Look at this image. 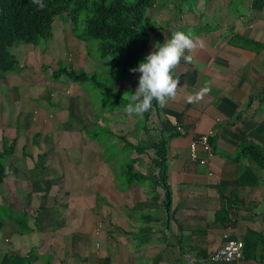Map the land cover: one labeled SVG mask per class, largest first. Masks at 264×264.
Segmentation results:
<instances>
[{
	"label": "crops",
	"instance_id": "0c3cea01",
	"mask_svg": "<svg viewBox=\"0 0 264 264\" xmlns=\"http://www.w3.org/2000/svg\"><path fill=\"white\" fill-rule=\"evenodd\" d=\"M208 1V26L185 22L205 47L172 71L183 74L173 76L179 78L176 99L152 106L142 131L125 119L116 124L119 134H131L121 140L133 146L148 143L135 138L139 133L151 142L164 138L168 210L152 153L134 152L133 166L145 180L120 182L111 157L86 134L100 126L117 136L114 125L83 114L93 112L80 106L85 95L77 82L51 77L62 60L90 70L83 47L69 49L73 62L38 45H17L11 52L21 70L0 72V149L1 140L12 145L0 181V264H203V256L225 239L264 230L262 171L240 151L244 143L264 151V0ZM242 5L248 14L239 12ZM61 21L53 20L52 31ZM205 84L210 92L187 102ZM171 119L181 133L170 127ZM207 130L212 157L204 165L189 163L188 141ZM247 261L213 264H258Z\"/></svg>",
	"mask_w": 264,
	"mask_h": 264
},
{
	"label": "trees",
	"instance_id": "16d2710c",
	"mask_svg": "<svg viewBox=\"0 0 264 264\" xmlns=\"http://www.w3.org/2000/svg\"><path fill=\"white\" fill-rule=\"evenodd\" d=\"M153 1L43 0L46 7L41 10L32 3V0H0V71L12 70L16 65L15 57L8 49L10 46L18 43L37 45L40 40L46 41L52 35L51 25L53 20L58 18L68 22L75 38L83 41L97 39L98 54L107 58L110 67L116 68L122 76L128 74L134 76V73L130 72L129 69L137 67L147 55L143 51L147 48L149 32L152 31V27L149 17L144 15V8L145 6L152 7ZM169 1L173 3V0ZM81 10L85 11V15L81 27H78V15ZM171 13L173 14V11ZM149 47L154 50L153 45L149 44ZM51 73L52 78L62 74L70 81L87 78L84 71L74 74L72 69L67 70L62 66L55 68ZM171 75L183 77V74L174 75L171 73ZM156 105L157 103L153 101V107L156 108ZM145 114L147 115V112ZM104 132L111 133L107 129ZM1 141L0 181L4 177L3 160L12 150L11 144L5 145V142ZM208 143L211 145L210 138H208ZM124 144L128 143L125 142ZM129 146L132 147L133 145L129 144ZM133 147L135 152L151 149L153 155L151 161H154L153 166L156 169L155 183L161 185L163 207L168 210L170 194L166 182V146L164 138L158 137L156 141L148 142L144 146ZM240 151L258 166L262 171V181H264V151L252 143L242 144ZM36 157L41 159L43 157L42 153L38 152ZM132 165L133 161L129 167ZM142 179L145 180L146 178L140 172H130L124 178L126 184L138 183ZM250 231H247V235L241 238L243 259L251 258L250 256L255 254V246H257L259 257L264 259V230ZM251 234L256 236L254 241L253 238L250 239Z\"/></svg>",
	"mask_w": 264,
	"mask_h": 264
},
{
	"label": "rangeland",
	"instance_id": "374dc122",
	"mask_svg": "<svg viewBox=\"0 0 264 264\" xmlns=\"http://www.w3.org/2000/svg\"><path fill=\"white\" fill-rule=\"evenodd\" d=\"M125 1H129V0H125ZM152 5H153L152 7L145 6L144 8V15L149 17L150 25L152 27V31L149 32L148 46L143 51L144 54L147 53L148 55L150 51H152L151 50L152 47H149V44L153 45L154 48V45L156 43H162V41L169 39L171 32L174 31L173 29H178L185 33L188 32L192 33V31H194L195 28H192L189 25L187 26V23L185 22L188 19H194L196 20V22L200 21V23L203 26L204 25L208 26V22L204 23V18L208 19L207 16L208 10L211 8L208 0H183V1L173 0V3L172 1L169 0H154ZM238 9H240L239 12L241 14L243 15L248 14L247 12H245L246 6L242 5V9L241 8ZM232 10L235 11L233 8ZM172 11L173 14L171 13ZM252 11H253L252 13L255 15L256 11L255 10ZM229 13H231L230 8H229ZM84 15H85V11L81 10V12L78 15V27H81L82 19L84 18ZM232 19L233 21L238 23H242L243 21H245L243 19L242 22L238 19H234V18ZM57 25L58 24H56L55 27H57ZM58 27H59L58 29L53 28L52 36L48 39L47 42L40 40L39 43L37 44L38 45L37 47L39 50H44V51H47L48 47L56 48L57 53H61V54L64 53L67 56L66 60H71V62H73V59H70L69 49H71L72 51L74 48H79L80 46L83 47V50L85 52L86 68H91V69L85 71L87 78L83 80L70 81V82H77L78 88L80 89L81 93L85 95L84 97L85 99L81 101L82 104H80V106L83 107L85 105L93 112L91 113L82 110L83 114H85L86 116H90L93 114L100 115L98 120L101 121L102 119L101 121L102 123L113 124L115 127L113 128L114 129L113 131L118 134H119L118 131H121V128L117 127L116 124L117 123L124 124L119 122L124 119L125 121L131 122L134 125V129H136L137 132L144 130L145 114L143 115V118H139L136 116L127 115L124 110L125 106L128 103L129 94L134 92L138 86V81H137L138 77L135 78L134 76L140 73L136 72L134 73V76L132 74L122 76L119 73V71H117L116 68L110 67V65L107 63L108 61L106 57H101L98 54L97 39H87L83 41L75 38L71 33V30L68 26V22L65 20H62L59 23ZM16 45L21 46L24 44L19 43ZM28 45L31 46L32 44H28ZM18 46L15 47V45H13L10 46L8 49L10 52H14V50H16ZM47 61L49 62V59ZM17 65L19 64H16V66ZM16 66L13 69V71L19 72L21 69L17 68ZM61 66L65 67L67 70L72 69L74 74H78L80 71H82L80 68L70 65L65 60L58 62L57 66L55 67L58 68ZM134 80L137 81L135 82V86H127L129 82H133ZM106 128L108 129V127ZM106 128H101L100 126L99 127L94 126L89 131H87L86 134L89 137L96 138L98 144L101 145L100 150L101 151L105 150L104 154L107 153V155L111 157L110 166L112 167L113 172L116 174L115 177H117V179L121 182L125 177H127V175L130 172H140L133 165L129 167V165L133 160H137L135 158L137 157L138 153L135 154L134 153L135 151L133 150L134 147L133 146L130 147L129 144H124V142L121 140V138L125 135L128 138H131V134L128 135L125 133L123 135L119 134L115 136L109 129L108 130L111 133H105L104 130L106 131ZM92 132L95 134L93 135ZM139 134H140L139 136L135 135V138L140 137L141 139H144L146 137L148 139L147 142L151 143L152 139H150V137L148 138V136L144 135L143 133H139ZM134 143L139 144L137 145L138 147L146 144V142L145 143L134 142ZM165 152L166 154H168L167 148L165 149ZM139 153H141L143 157L146 156V153L144 151ZM148 153L151 154L152 151L148 150ZM9 157L11 159H15V158L17 159V157H14L12 155ZM20 215H18L19 219L21 218ZM250 257L251 258H248L247 262H251L254 260L258 264H264V259H261L258 256L257 251L253 256ZM203 264H213V263H203Z\"/></svg>",
	"mask_w": 264,
	"mask_h": 264
},
{
	"label": "clouds",
	"instance_id": "9594fccd",
	"mask_svg": "<svg viewBox=\"0 0 264 264\" xmlns=\"http://www.w3.org/2000/svg\"><path fill=\"white\" fill-rule=\"evenodd\" d=\"M32 3L41 10L46 7L43 0H32ZM204 47L203 40L194 37L191 32L179 30L172 31L170 38L163 43H156L154 50L144 57L138 67L129 69L130 72H139L140 75L137 88L128 96V103L124 109L126 114L143 118V115L151 110L153 101L163 107L168 101L176 99L179 78H173L172 71L181 59L191 63L194 59L192 53ZM209 92L210 85L205 84L195 93L187 95L186 100L189 103H197Z\"/></svg>",
	"mask_w": 264,
	"mask_h": 264
},
{
	"label": "built area",
	"instance_id": "2783aa9c",
	"mask_svg": "<svg viewBox=\"0 0 264 264\" xmlns=\"http://www.w3.org/2000/svg\"><path fill=\"white\" fill-rule=\"evenodd\" d=\"M169 125L174 131L178 133L182 132V127L175 120H169ZM211 134L212 132L207 130L188 141L187 157L189 162L204 165L212 157V151L208 143V138ZM197 148L202 152V156L198 155ZM207 174L209 175L210 173ZM242 248L243 243L241 240L227 238L222 244L210 251L204 259L208 263H228L242 260L244 258Z\"/></svg>",
	"mask_w": 264,
	"mask_h": 264
}]
</instances>
